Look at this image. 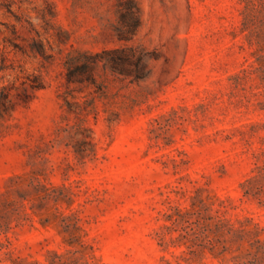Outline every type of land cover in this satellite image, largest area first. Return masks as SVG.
I'll return each instance as SVG.
<instances>
[{
    "label": "rangeland",
    "instance_id": "374dc122",
    "mask_svg": "<svg viewBox=\"0 0 264 264\" xmlns=\"http://www.w3.org/2000/svg\"><path fill=\"white\" fill-rule=\"evenodd\" d=\"M116 2L0 0V264H264V0H136L128 41ZM119 45L148 73L67 111Z\"/></svg>",
    "mask_w": 264,
    "mask_h": 264
},
{
    "label": "trees",
    "instance_id": "16d2710c",
    "mask_svg": "<svg viewBox=\"0 0 264 264\" xmlns=\"http://www.w3.org/2000/svg\"><path fill=\"white\" fill-rule=\"evenodd\" d=\"M116 4L121 17V25L117 27L116 37L118 40L128 41L135 34L139 23L138 6L136 0H117ZM145 54L146 52L143 51L142 47L119 45L102 48L99 51L83 50L77 52L74 56L67 57L64 60L66 85H77L79 90L85 87H93L87 93L89 97L81 103L69 99V97L74 98V95L72 94V88H67L65 90L67 111L75 115L82 113L96 115L98 111L95 97L104 95L105 84L96 80L95 70L100 68L105 72L108 71L115 75L131 77V80H136L144 77L149 71L147 62L144 59ZM76 129L81 134V138L74 150L79 157L83 158L88 156L90 150H92L86 147L87 144H92L90 127L83 124L80 118L76 123Z\"/></svg>",
    "mask_w": 264,
    "mask_h": 264
}]
</instances>
